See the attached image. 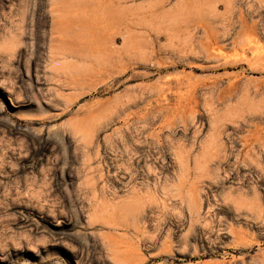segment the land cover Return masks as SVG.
<instances>
[{
  "label": "rangeland",
  "instance_id": "1",
  "mask_svg": "<svg viewBox=\"0 0 264 264\" xmlns=\"http://www.w3.org/2000/svg\"><path fill=\"white\" fill-rule=\"evenodd\" d=\"M0 264H264V0H0Z\"/></svg>",
  "mask_w": 264,
  "mask_h": 264
}]
</instances>
